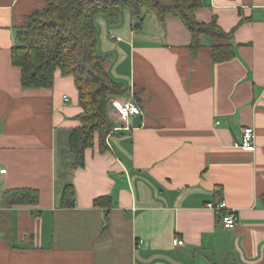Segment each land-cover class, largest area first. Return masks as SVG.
Instances as JSON below:
<instances>
[{"label":"crops","instance_id":"0c3cea01","mask_svg":"<svg viewBox=\"0 0 264 264\" xmlns=\"http://www.w3.org/2000/svg\"><path fill=\"white\" fill-rule=\"evenodd\" d=\"M206 2L201 22L236 27L230 60L213 61L210 36L191 51L179 17L146 18L139 32L129 11L97 17L106 67L143 114L121 127L113 116L109 150L96 143L72 169L74 77L58 70L53 87L23 88L11 58L17 31L48 0H0V201L12 188L40 193L36 205L0 207V264H263L264 0ZM246 126L253 151L236 144ZM71 182L74 202L62 206ZM108 194L115 206L94 205ZM221 201L237 212L232 229L209 206Z\"/></svg>","mask_w":264,"mask_h":264},{"label":"trees","instance_id":"16d2710c","mask_svg":"<svg viewBox=\"0 0 264 264\" xmlns=\"http://www.w3.org/2000/svg\"><path fill=\"white\" fill-rule=\"evenodd\" d=\"M207 0H48L47 6L27 17V24L17 31L12 47V63L21 70L23 88H51L56 72L72 75L78 90L77 116L80 125L69 130L68 150L73 159L72 169L85 166V152L98 143L100 151L110 146L108 138L116 133V121L110 114L111 99L128 94V87L114 78L106 67L110 57L100 48L97 17L118 21L123 11H129L135 32L143 29L149 14L164 23L168 17H179L192 35L189 48L197 52L210 36L214 62L235 57L232 38L236 27L224 30L216 16L210 22H201L196 11ZM74 184L67 183L60 196L62 206H71L75 199ZM40 193L34 188H12L3 193L0 207L36 205ZM264 204V195L262 196ZM96 207L115 206L112 195L94 200ZM264 264V255H263Z\"/></svg>","mask_w":264,"mask_h":264},{"label":"built area","instance_id":"2783aa9c","mask_svg":"<svg viewBox=\"0 0 264 264\" xmlns=\"http://www.w3.org/2000/svg\"><path fill=\"white\" fill-rule=\"evenodd\" d=\"M67 100V97L65 96ZM111 108L117 113L120 122L126 123L128 126L131 116L143 114L142 108L136 102L134 94L131 92L127 98L114 97L111 99ZM116 130L118 128H115ZM237 146L244 148L248 151L256 149L255 142V129L252 126H246L242 129V135L239 141L236 143ZM1 173H5L6 169H0ZM209 206L214 208L217 212L222 225L227 229L234 228L238 223L237 212L229 206L226 201H221L217 204L209 203ZM175 245H184L185 241L181 238L174 239Z\"/></svg>","mask_w":264,"mask_h":264},{"label":"rangeland","instance_id":"374dc122","mask_svg":"<svg viewBox=\"0 0 264 264\" xmlns=\"http://www.w3.org/2000/svg\"><path fill=\"white\" fill-rule=\"evenodd\" d=\"M147 20H148V22H160L158 19H156L152 14H149L148 16H147ZM158 24V23H157ZM122 99H123V97H121ZM110 114H111V116L113 117H115V119H117L118 121H119V119H118V115H117V113H115L114 112V115H113V110H112V108L110 107ZM120 123V127H121V125L122 124H126V123H123V122H119ZM126 126V125H125Z\"/></svg>","mask_w":264,"mask_h":264}]
</instances>
